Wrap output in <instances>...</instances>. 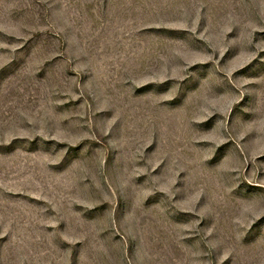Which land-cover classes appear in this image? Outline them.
<instances>
[{
  "label": "rangeland",
  "instance_id": "rangeland-1",
  "mask_svg": "<svg viewBox=\"0 0 264 264\" xmlns=\"http://www.w3.org/2000/svg\"><path fill=\"white\" fill-rule=\"evenodd\" d=\"M0 264H264V0H0Z\"/></svg>",
  "mask_w": 264,
  "mask_h": 264
}]
</instances>
